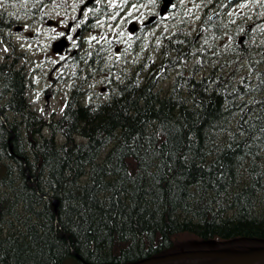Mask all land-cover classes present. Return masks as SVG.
Here are the masks:
<instances>
[{
  "label": "trees",
  "instance_id": "trees-1",
  "mask_svg": "<svg viewBox=\"0 0 264 264\" xmlns=\"http://www.w3.org/2000/svg\"><path fill=\"white\" fill-rule=\"evenodd\" d=\"M189 43L171 45L172 86L156 85L155 65L126 72L109 100L73 96L50 122L27 104L19 59L0 63V264L125 263L187 233L264 239V48L197 79Z\"/></svg>",
  "mask_w": 264,
  "mask_h": 264
},
{
  "label": "flooded vegetation",
  "instance_id": "flooded-vegetation-1",
  "mask_svg": "<svg viewBox=\"0 0 264 264\" xmlns=\"http://www.w3.org/2000/svg\"><path fill=\"white\" fill-rule=\"evenodd\" d=\"M241 3L243 4L245 3V1H242L236 5L239 6ZM144 5L151 6V3L148 0H144ZM162 6H163V0H156L152 2L151 7L156 13H159V11H161ZM230 9H231L230 0H174L173 8L171 9L172 11L170 12L169 17L173 21L175 27L182 28L183 26L185 32L187 33L189 32L194 35L196 34L197 37H201L210 34L214 30H216L219 34L223 33L226 30V27L223 26L222 28H219L218 24L221 22V18L224 19L225 14H230ZM216 10L218 11L217 13L218 17H216V12H215ZM52 11L53 9L50 5H42L39 9L38 8L36 9L37 13L38 12L43 13V16L41 18H47L48 16L51 15ZM184 12H187L188 14L186 18L182 20V16ZM220 13L221 15L219 17ZM35 19H37V16L35 15L30 16V20H35ZM154 21L157 22L158 21L157 18ZM151 23H146V24H151ZM151 26L152 25H147V28H150ZM57 27L58 28L60 27L59 24H57ZM83 28L84 26L81 25L82 30ZM179 30L180 32L182 31V29ZM197 44H198V38H196L193 42L194 46H197ZM179 45L180 43H178V46ZM148 46L150 47L151 44L148 43ZM131 51L133 53L132 49ZM181 63H182L181 60L163 62V64L169 67H180ZM95 72L99 77H102L104 73V63L102 61L97 62V67L95 69ZM25 73L28 74L27 72ZM52 78L53 76L51 75L50 79ZM101 79L106 80L109 84L106 87L101 88L102 92H104L108 86L111 90H116V87L113 85L111 81H109L106 78H101ZM165 80L166 78H163L161 75L157 76L156 85L159 86L161 82H165ZM67 83L68 85H71L72 87H75L76 89L81 91L93 90L95 87L94 84L81 83L75 79H70ZM254 245L264 246V241L260 243L255 242ZM162 248L165 250L163 252L165 254L178 253L182 251H220L224 249H236V248L238 250L242 249L240 248L239 245L232 244L229 241H222V240L215 241L212 239H206L204 237H201L195 241L192 240L183 241L180 242V244L178 245H175L174 242L170 241L168 245L163 246ZM150 256L151 255L147 257ZM147 257H142L137 260H133V262ZM220 261H222L221 258L197 257V258H188L181 260L179 259L170 260L158 264H216ZM119 263L128 264L130 262L128 261L125 263L124 262H119ZM256 264H264V260L258 261Z\"/></svg>",
  "mask_w": 264,
  "mask_h": 264
},
{
  "label": "rangeland",
  "instance_id": "rangeland-1",
  "mask_svg": "<svg viewBox=\"0 0 264 264\" xmlns=\"http://www.w3.org/2000/svg\"><path fill=\"white\" fill-rule=\"evenodd\" d=\"M76 1L77 0H61V2H63V4L65 6H70V7H72L75 4ZM101 1H102L103 5H104V8H103V11H102V15L99 17L98 23H99V26L102 27V29L109 30L110 32H108V33H106L104 35H102V34L89 35V37L91 39H98L99 42H102L107 37H108L107 38V42L111 41L112 39H116V40L120 41L121 43L129 42L130 38H131V34L129 33L128 30L125 32L124 31V26L122 25V22L121 21H115L116 17L112 16V14H111L112 11L110 9L113 7V2L115 0H101ZM133 11H134L133 14L135 16H138L139 19L143 18L145 12L143 11L142 6L141 7L139 6V7L135 8V10H133ZM74 12L75 11H71V13H70L71 16H69L70 18L73 17V13ZM87 13H88V10H85L84 11V16ZM60 14L61 15H65V13H63V12H61ZM82 15H83V12H82ZM59 17L61 19L64 18V17H61L60 15H59ZM78 18H80V17H78ZM121 32H124V34H122ZM11 38L12 39L8 38V40L7 39L6 40L3 39L2 41H0V62H3L4 59L7 56L10 57V55H16V53H19V54L27 53V57L30 60H33V61H36L37 59H39L42 56V51L36 50L35 48L30 49V47L32 46L31 42H28V44H26L22 40V38L20 36H17L15 34L11 35ZM107 42H103V43H107ZM132 45L139 47L138 49H137V47L133 48L132 49L133 53H132L131 50H126V52H128L129 55H133V56H137L141 52L142 48H144V50H145V48H149L148 44L146 46H144L142 42H137L136 40L133 42ZM19 49H20V51H18ZM54 59H60V58L51 55L49 61L51 62ZM30 69H34V66H31L29 68L30 74H32ZM38 70L40 72H43L41 70V68H38ZM49 70H50V68H48L47 71L45 70L43 72V76L41 77L42 81H40V79H39V85L42 88L45 87V82H46V86H47V85H51V83L53 81L52 79H50L51 75L53 76V74L49 73ZM245 72H246L245 69H240L238 71V74L240 76H242V75L245 76L246 75ZM164 83L165 82H161L160 85H163ZM62 85H68V83L66 82V83H63ZM166 86L167 85H165V87ZM34 96H36V94H34ZM37 97H39V95ZM60 100L62 101V103H60ZM35 101H36L35 102V106H36L37 113L39 114V116L41 118H45L46 119V118H51L52 117L51 114H52V110H53V109L52 110L48 109L47 106L49 104L52 105V106L54 105V110L58 111L56 113L60 114L61 111H62L63 103H64L65 100L63 99V97H59L56 100H51V102L49 103L47 101V99H45V96L42 95L40 99H37ZM48 134L49 133H47V131L44 132V135H48ZM59 141H61V140H59ZM182 241H185V240L183 239Z\"/></svg>",
  "mask_w": 264,
  "mask_h": 264
},
{
  "label": "water",
  "instance_id": "water-1",
  "mask_svg": "<svg viewBox=\"0 0 264 264\" xmlns=\"http://www.w3.org/2000/svg\"><path fill=\"white\" fill-rule=\"evenodd\" d=\"M191 253H187V254H178L175 256H168L166 258H174V257H186V256H190ZM221 256H228L233 258L230 261H226V262H222L219 264H253V262H255L256 260L259 259H264V248H254V249H250L247 251H242V252H233L232 254L228 255V254H223ZM162 258L159 259H155V260H147L144 261L142 264H147L149 262H153L156 260H161Z\"/></svg>",
  "mask_w": 264,
  "mask_h": 264
},
{
  "label": "bare ground",
  "instance_id": "bare-ground-1",
  "mask_svg": "<svg viewBox=\"0 0 264 264\" xmlns=\"http://www.w3.org/2000/svg\"><path fill=\"white\" fill-rule=\"evenodd\" d=\"M8 38H9V37H6V36H5V40H6V39L8 40ZM9 39H10V38H9ZM8 42H9V41H8ZM6 61H12V60H11V59H7V58H5L3 62H6ZM23 73L26 74L25 72H23ZM26 75H28V74H26ZM28 102H29V101L27 100V103H28ZM57 112H58V111H57ZM45 131H47V130H43V132H42L43 135H44V132H45ZM47 133H48V131H47ZM48 135H49V134H48ZM83 140H84V139H83ZM56 142H57V141H56ZM53 204H54L55 207H58V200L55 199L54 202H53ZM144 260H145V259H144ZM144 260H143V259H140V260L135 261V262H137V264H142V263L144 262Z\"/></svg>",
  "mask_w": 264,
  "mask_h": 264
}]
</instances>
